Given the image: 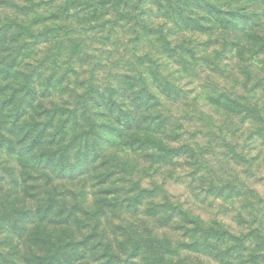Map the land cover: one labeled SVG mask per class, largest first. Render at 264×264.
Here are the masks:
<instances>
[{"label": "rangeland", "instance_id": "rangeland-1", "mask_svg": "<svg viewBox=\"0 0 264 264\" xmlns=\"http://www.w3.org/2000/svg\"><path fill=\"white\" fill-rule=\"evenodd\" d=\"M13 1L26 7L22 13L29 24L42 18L35 30L49 34L42 37L36 55L25 60L29 68L35 67L43 78L56 73V80H62L64 89L75 92L76 97H82L94 85L109 98L119 79L133 81L134 90L128 87L125 94L115 95L127 108L135 106L143 87H153L158 104L150 115L168 121L159 136L170 140L171 148L186 144L206 153L201 168L189 166L184 158H176L170 165H155L144 153L123 149L120 144L109 147L108 141L114 140L113 132L107 129L111 120L98 119L103 129L91 144L99 148L100 159H93L90 152L91 164L85 153L79 162L75 152H69L63 165L75 175L81 168L87 173L64 180L52 171L25 168L10 145L3 144L0 214L7 221L0 224L5 226L0 228V255L17 260L35 252L45 254L29 240L38 228L41 209L53 204L54 213L61 208L66 214L73 212L66 226L74 229L73 241L82 242L91 236L86 264H99L92 261L96 257L91 252L95 243L111 241L117 247L147 237L154 228L160 238L167 234L172 243L167 257L174 260L187 257V264H264V50L258 51L256 42H247L235 36L237 33L200 35L187 31L180 35L187 39L192 55L184 61L171 59L163 50L162 36H167L172 48L183 42L176 30L188 12V0H162L163 6L156 0L151 4H146L149 0H127V9L112 5L95 16L96 0ZM234 1L235 7L244 5ZM87 3H93V8L83 11L79 4ZM220 4L229 11L227 0ZM10 6V2L2 4L0 0V10L4 8L0 13L14 16L17 5L11 6L14 10ZM146 7L150 12L142 15ZM259 12L254 30L264 38V8ZM196 18L199 20V16ZM238 22L241 32L245 24L242 19ZM140 74L154 85L142 84ZM156 76L160 78L158 83L154 81ZM170 90L179 98L168 97ZM38 91L44 92V88ZM60 96L53 105L65 102ZM75 104L72 101V106ZM138 118L144 121L142 115ZM77 134H82V129L70 133L69 139ZM171 205L177 207V218L168 227L163 226L157 220L171 214ZM185 214L198 219L204 230L225 231L237 239L249 235L250 240L240 250L234 238L225 244L211 239L213 247L202 240L200 244L205 246L196 252L179 250L178 243L188 242L185 231L191 235L195 229L184 221ZM30 220L23 229L24 222ZM51 226L49 223L46 232L52 238L68 235L62 227Z\"/></svg>", "mask_w": 264, "mask_h": 264}, {"label": "trees", "instance_id": "trees-1", "mask_svg": "<svg viewBox=\"0 0 264 264\" xmlns=\"http://www.w3.org/2000/svg\"><path fill=\"white\" fill-rule=\"evenodd\" d=\"M1 1L2 4L10 2L11 6H17L14 16L0 13V146L3 147V144H9V148L17 154L18 162L21 165L28 169L40 168L49 172L52 171L58 178L64 180H74L78 175L86 174L87 171L81 168L80 173L75 175V172L70 171V168L63 165V159L67 158L69 152H75L76 159L79 162H82L79 157L83 153H85L84 155L87 154L85 159L89 161V164H91L89 159L92 156L90 152L94 153L93 159H100L102 153L99 148L95 149L92 146L91 140L96 139V135L103 129V126L97 122L98 119H106L111 120L107 129H110L114 136V140L107 143L109 147L120 144L123 149L144 153L143 156L146 160L153 162L155 165H170L173 164L172 162L176 158L179 160L184 158L191 167L201 168L203 166L201 161L202 157L205 156V149L199 153V149L186 144L179 149L171 148L170 140L167 142L159 136L160 131L168 124V121L158 115H150L153 108L158 104L153 87L151 89L149 86L143 87L135 98V101H137L134 102L135 108H127L123 105V102L116 100L115 95L125 94L128 87L130 91L134 90L135 84L133 81L127 82L119 79V85L113 87L109 98H105L98 87L94 85H91L82 97H76L75 92L68 88L64 89L62 80H56V73L43 78L44 74L35 67L29 68L30 64L25 63V60L36 55V51L42 44V37L44 35L48 37L49 34L48 32H37L35 30L38 25L42 24V18L38 17L29 24L23 18L22 13L26 7H22L17 3L14 4L13 0ZM188 1V12L184 14L181 26H178L176 30L183 42L180 41V44L172 48L171 42L165 34L162 36L164 42L159 40L164 45L163 50L169 52L171 59L184 61L192 55L193 49L185 43L187 39L180 35V33H186L187 31L199 33L200 35L208 32L218 34L230 32L234 35L237 33L235 36L242 37L241 39H246L247 42L250 40L256 42L259 46L258 51L264 50V38L254 30V25H257L255 19L261 16L259 10L264 8V0H237L244 2V5L236 7L234 6V0H227L229 11H226L227 6H221L222 0H207L206 4L203 0ZM156 2L163 6L162 0H156ZM95 3L94 16L103 13L104 9L106 10L108 6L112 5H114L113 7L123 5L127 9V0H96ZM148 3L153 2L149 0L146 4ZM87 5L79 4L84 9L83 11L86 7L93 8V3H87ZM11 6L10 8L14 10ZM68 7L70 6L68 5ZM247 9H253V12H247ZM3 10L4 8L0 12ZM147 12L150 11L146 7L141 14L147 15ZM198 16L199 20L196 18ZM121 17L122 20L126 19L125 16ZM238 19H242L245 24L244 30L242 29L241 32ZM138 21H140L139 16ZM47 42L49 41L43 43ZM139 77L142 84L148 85L150 83L152 86L154 85L152 80H147L144 74H140ZM154 81L158 83L160 78L156 76ZM38 88H44V92L40 93ZM60 94L62 95L60 96ZM176 95L173 97L171 90L167 94L168 97H172L174 100L179 98V95ZM57 96H60L61 101H65L63 104L61 102L62 105L52 104L55 103L54 99ZM212 100L215 101L216 99ZM72 101L76 103L74 106H72ZM91 102L92 105H90ZM141 115L144 117V121L138 118ZM112 119H115L116 122H112ZM78 129H82V134H77L76 137L69 139L70 133L72 134ZM126 135L129 137L126 138ZM15 146L18 147V150ZM58 154H61L62 158ZM43 157H47L46 161L42 160ZM235 157L239 158L238 154L235 153ZM46 176H49V173ZM53 209V204L41 209L37 221L38 228L33 231L29 240L33 246L42 249V252L46 253L35 252L31 254V257L21 256L17 260L0 255V264L87 263L85 255L90 247L91 236L86 237L82 242L73 241L71 237L74 238V229L66 227L74 217L73 212L66 214L61 208L60 211L54 213ZM176 209L177 207L171 205V214L166 219H158V223L167 227L172 224L171 222L177 218ZM6 221V216L0 214V224L6 223ZM184 221L187 224H193L195 229L191 235L188 230L185 231L184 235L187 237L188 242L178 243L177 248L179 250L196 252L205 245L213 247L209 244L211 239H216L221 244H225L234 238L225 231L200 228L201 222L198 219L190 218L187 214H185ZM28 223H31V220L24 222L22 228L24 229ZM49 223L53 225L51 226L53 228L62 227V230L68 235L66 237L59 236L56 239L52 238L46 232ZM3 227L5 228V226L0 228ZM154 231L150 230L147 237H138V240L132 239L126 244L117 245V247L111 241L102 240L95 243L92 249L90 248L91 252L93 251L92 253L96 254L92 261L99 264L189 263L190 258L187 257L178 260L177 257L175 260L167 257L172 243L167 234H164V238H160L159 234ZM197 233L204 234V238H199L196 235ZM202 240L205 245L200 244ZM234 240L238 241L237 245L240 250L242 247H246V242L250 240V237L248 235L241 239L234 238ZM67 251H70V253Z\"/></svg>", "mask_w": 264, "mask_h": 264}]
</instances>
